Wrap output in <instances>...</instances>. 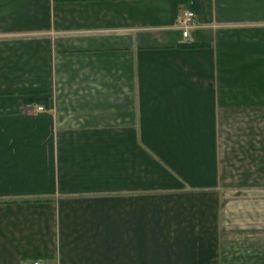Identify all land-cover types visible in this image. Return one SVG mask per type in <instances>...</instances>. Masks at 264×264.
Wrapping results in <instances>:
<instances>
[{"label": "crops", "instance_id": "0c3cea01", "mask_svg": "<svg viewBox=\"0 0 264 264\" xmlns=\"http://www.w3.org/2000/svg\"><path fill=\"white\" fill-rule=\"evenodd\" d=\"M32 260L264 264V0H0V264Z\"/></svg>", "mask_w": 264, "mask_h": 264}, {"label": "built area", "instance_id": "2783aa9c", "mask_svg": "<svg viewBox=\"0 0 264 264\" xmlns=\"http://www.w3.org/2000/svg\"><path fill=\"white\" fill-rule=\"evenodd\" d=\"M177 24L182 31L184 42L191 44L193 41L191 30L196 27L194 12L188 10L179 12L177 15ZM37 109L40 112L46 111L45 107L41 105ZM28 264H40V262L38 260H32Z\"/></svg>", "mask_w": 264, "mask_h": 264}, {"label": "trees", "instance_id": "16d2710c", "mask_svg": "<svg viewBox=\"0 0 264 264\" xmlns=\"http://www.w3.org/2000/svg\"><path fill=\"white\" fill-rule=\"evenodd\" d=\"M182 1H185V0H178V2H182ZM196 46V44H186V45H182V47H194Z\"/></svg>", "mask_w": 264, "mask_h": 264}]
</instances>
